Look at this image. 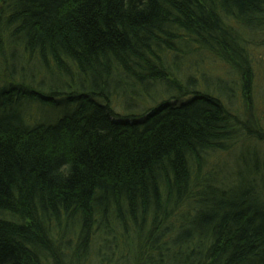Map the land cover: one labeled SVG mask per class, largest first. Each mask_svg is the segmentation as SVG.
Segmentation results:
<instances>
[{
    "label": "trees",
    "instance_id": "obj_1",
    "mask_svg": "<svg viewBox=\"0 0 264 264\" xmlns=\"http://www.w3.org/2000/svg\"><path fill=\"white\" fill-rule=\"evenodd\" d=\"M258 51L264 0H0V264H264Z\"/></svg>",
    "mask_w": 264,
    "mask_h": 264
},
{
    "label": "rangeland",
    "instance_id": "obj_2",
    "mask_svg": "<svg viewBox=\"0 0 264 264\" xmlns=\"http://www.w3.org/2000/svg\"><path fill=\"white\" fill-rule=\"evenodd\" d=\"M257 57H262V59L264 58V52L263 51H258L257 52ZM254 74H256V78L254 79V82H255V86H256V96H253V102H255V105L257 104V107H255V111L253 112L254 116L255 117H258V119H260V122L261 123H264V76L260 77L258 75V67H255L254 68ZM216 73V72H215ZM259 150H262L261 152H258L259 155H264V143L261 144L259 147H258ZM257 155V154H256ZM259 159H260V156H257ZM217 160H220L219 162H222V161H226L223 160V159H219L217 158ZM230 162H227V165L228 167H231L230 165ZM221 169H223L222 167H220ZM219 168V169H220ZM224 171V169H223Z\"/></svg>",
    "mask_w": 264,
    "mask_h": 264
}]
</instances>
